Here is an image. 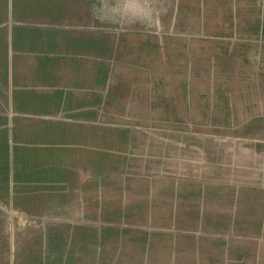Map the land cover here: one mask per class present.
I'll return each instance as SVG.
<instances>
[{
    "label": "rangeland",
    "instance_id": "rangeland-1",
    "mask_svg": "<svg viewBox=\"0 0 264 264\" xmlns=\"http://www.w3.org/2000/svg\"><path fill=\"white\" fill-rule=\"evenodd\" d=\"M68 5L98 31L155 36L140 116L161 121L112 120L86 94L79 122L43 88L34 108L4 103L0 264H264V0ZM177 38L225 53L163 72Z\"/></svg>",
    "mask_w": 264,
    "mask_h": 264
},
{
    "label": "crops",
    "instance_id": "crops-1",
    "mask_svg": "<svg viewBox=\"0 0 264 264\" xmlns=\"http://www.w3.org/2000/svg\"><path fill=\"white\" fill-rule=\"evenodd\" d=\"M5 1L7 9L0 7V115L3 104L13 100L16 104L24 98L26 106L34 108L35 93L43 88L50 90V100L58 95L62 110H71L79 122L86 94L88 103L94 109L104 107L112 120H128L124 113L139 123L161 121L140 116V74L147 68L142 66L150 65L155 75L161 72L155 36L98 31L78 19L74 6L68 5L72 0H1ZM177 39L165 48L168 65L163 72L171 67L173 74L192 75L203 65L194 54L202 60L209 50L217 57L225 53L222 44Z\"/></svg>",
    "mask_w": 264,
    "mask_h": 264
}]
</instances>
